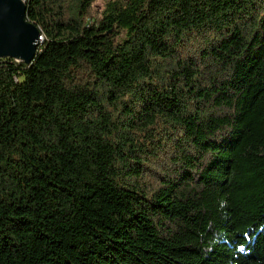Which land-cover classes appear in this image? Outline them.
<instances>
[{"label": "trees", "instance_id": "obj_1", "mask_svg": "<svg viewBox=\"0 0 264 264\" xmlns=\"http://www.w3.org/2000/svg\"><path fill=\"white\" fill-rule=\"evenodd\" d=\"M24 1L0 264H264V0Z\"/></svg>", "mask_w": 264, "mask_h": 264}, {"label": "water", "instance_id": "obj_2", "mask_svg": "<svg viewBox=\"0 0 264 264\" xmlns=\"http://www.w3.org/2000/svg\"><path fill=\"white\" fill-rule=\"evenodd\" d=\"M41 40L42 32L29 20L24 0H0V60L32 65Z\"/></svg>", "mask_w": 264, "mask_h": 264}, {"label": "rangeland", "instance_id": "obj_3", "mask_svg": "<svg viewBox=\"0 0 264 264\" xmlns=\"http://www.w3.org/2000/svg\"><path fill=\"white\" fill-rule=\"evenodd\" d=\"M43 42V38H42V40L40 41V44Z\"/></svg>", "mask_w": 264, "mask_h": 264}]
</instances>
